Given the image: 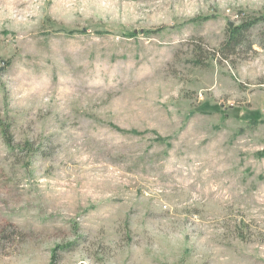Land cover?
Wrapping results in <instances>:
<instances>
[{
	"label": "rangeland",
	"instance_id": "1",
	"mask_svg": "<svg viewBox=\"0 0 264 264\" xmlns=\"http://www.w3.org/2000/svg\"><path fill=\"white\" fill-rule=\"evenodd\" d=\"M264 0H0V264H264Z\"/></svg>",
	"mask_w": 264,
	"mask_h": 264
},
{
	"label": "trees",
	"instance_id": "2",
	"mask_svg": "<svg viewBox=\"0 0 264 264\" xmlns=\"http://www.w3.org/2000/svg\"><path fill=\"white\" fill-rule=\"evenodd\" d=\"M244 16L238 24L234 26L227 25L224 42L217 51V55L224 60L236 57L243 50L242 48L249 45L248 34L259 25L264 26V16Z\"/></svg>",
	"mask_w": 264,
	"mask_h": 264
}]
</instances>
